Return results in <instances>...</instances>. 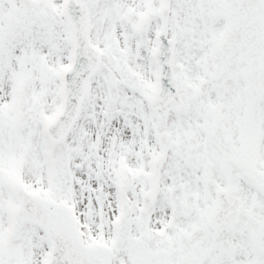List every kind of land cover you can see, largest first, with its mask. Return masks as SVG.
<instances>
[{"label":"rangeland","instance_id":"obj_1","mask_svg":"<svg viewBox=\"0 0 264 264\" xmlns=\"http://www.w3.org/2000/svg\"><path fill=\"white\" fill-rule=\"evenodd\" d=\"M80 1L87 6L89 35L92 44L101 52L103 58L100 69L103 67L101 72L99 70L91 78L88 97L82 103L83 111L72 129L69 141L54 145L52 152L48 149L49 154L44 158L39 138L27 133V128L32 134L37 131L36 125L42 117L52 112L56 104L55 98L52 101L50 99L55 95L54 72L66 61L69 49L66 22L59 15L61 0H33L29 11H23L17 0H0V151L4 150L2 138L10 147L7 136L13 134L14 137L10 142L14 159L8 168L3 167L7 170L5 176L1 175L6 180L7 191L4 187L0 188V212L8 206L13 211L15 204L10 189L14 184L21 183L50 202H62L70 206L87 243L114 242L112 248H115V254L119 257L123 255L120 251L122 246L116 244L117 238L108 231L110 217L115 209L122 210L120 238L122 233L125 236L128 229H132L135 236L146 239H152L153 233L161 237L163 232L166 241L176 243L178 240L169 230L178 233L179 229L175 222L171 224L173 220L168 216L174 211L163 203L162 197L158 198L148 215L142 217L139 211L142 184L139 176L145 175L144 161L156 149L153 130L161 126L168 127L169 122L176 121L169 118L166 122L164 119L155 124L147 122L149 114L143 101L147 98L144 90L147 88L151 94L153 79L148 48L153 35L159 29L164 30L175 46L174 64L178 68L180 80L189 82L194 90L198 88L197 85L205 90L209 86L208 82L202 84L199 80L208 77L205 70L207 65L195 53L202 51L201 56L206 51L218 53L228 41L235 45L234 39L238 36V40L244 38L235 27H243L244 18L237 13L244 9L236 5L234 24H225L227 36L225 31L221 32L223 23L217 24V18L208 19L207 10L200 14L198 7L195 8L187 0L179 5L177 0H163L160 4L158 0H153V3L147 0ZM144 7H149L152 23L132 29L131 24ZM226 7L224 5L222 11ZM261 7L264 12V4L261 3ZM41 9L47 12V18L39 16ZM255 12H260L259 6H256ZM97 20H102L104 25L97 23ZM257 30L264 33L262 26ZM132 44L135 46L131 47L129 53L128 48ZM232 50L235 47L232 46ZM118 51L119 54H126L127 58L118 56L117 59ZM189 56L191 59L188 60ZM242 59L243 65L233 71L234 83L238 85L240 97L243 98L242 113L241 103L232 99L235 104L224 110L227 115L221 119L213 118L212 124L217 131L213 133L210 143H206L209 138H204L205 118H200L201 111L195 117L196 103L211 105L213 113L218 114L219 104L228 102L229 98L221 102L214 99L212 101L216 103H209L205 101V94L199 99H192L190 95L181 110L172 113L178 126L172 125L167 129L172 134L169 137V159H175L176 166L180 164L183 169H188V159H195L200 164L201 154L212 164L206 166L205 158V165L192 168V172L186 176L189 179V186L186 187L189 191L185 194H182V183L179 194L175 193L177 187H172L174 200L182 201L176 217L180 218L182 209H189V216L190 213L193 216L192 192L199 196L198 191L210 187L209 199L214 200L215 192L210 198L211 189L222 188L227 179L228 182L233 180V176L239 182L238 205L245 206L243 212L251 213L241 217L233 214L217 236L209 235V241L204 237L205 240L197 239V234L192 235L191 239L194 240L189 242V256L180 264H209L217 256L222 264H264V163H261L260 156L256 157L258 163L255 158L252 160L253 155L247 160L243 156L246 147L252 145L253 149L249 152L255 153L257 147L254 144L260 145L259 139L264 133V109L261 104L264 97L259 96L264 94V66L252 51L245 53ZM260 60L264 62V54L260 55ZM225 62L227 60H222V63ZM255 67H260V70L257 71L259 77L253 88L248 83V73L244 71L242 74V70L252 71ZM254 78L255 75L252 80ZM240 114V147L230 144L231 149L223 137L228 134V140L234 139L235 118ZM248 116L252 124L251 120H247ZM107 118L109 120L104 123ZM113 118L119 122L114 126L110 123ZM176 145L180 148L177 149ZM232 151L240 155L241 161L237 166L232 164ZM45 173L50 175V181H47V174L44 177ZM122 181L125 182L124 195L118 199L114 186ZM255 187L261 191L259 194L252 190ZM165 194L169 195L167 192ZM188 199L189 204H184ZM165 201L169 206L173 202L167 197ZM158 216L160 218L156 219ZM2 217L3 214L0 216V254L9 251V259L0 264H38L43 260L46 241L40 232L33 229L30 223H21L16 219L13 238L4 241ZM33 231L35 233H31ZM202 248L206 249L203 257L191 260V251ZM30 258L33 259L30 261Z\"/></svg>","mask_w":264,"mask_h":264},{"label":"water","instance_id":"obj_2","mask_svg":"<svg viewBox=\"0 0 264 264\" xmlns=\"http://www.w3.org/2000/svg\"><path fill=\"white\" fill-rule=\"evenodd\" d=\"M81 45H82V52H83V50L85 49V46L83 45V43H81ZM159 71H160L159 79H160V81H161V80L163 79V74H162V72H163V68L160 67ZM66 93H68V95L70 96L71 100H73V102L75 101V99H76L77 96H78V93H73L72 91H66ZM162 93H164V92H162ZM77 106H78V104H76L75 107H77ZM168 106H169V105H163V108H166V107H168Z\"/></svg>","mask_w":264,"mask_h":264}]
</instances>
